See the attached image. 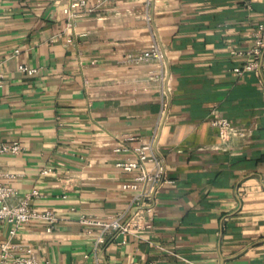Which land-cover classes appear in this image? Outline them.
<instances>
[{
	"label": "crops",
	"instance_id": "1",
	"mask_svg": "<svg viewBox=\"0 0 264 264\" xmlns=\"http://www.w3.org/2000/svg\"><path fill=\"white\" fill-rule=\"evenodd\" d=\"M65 5L0 0V141L21 146L0 156L2 181L15 192L10 205L37 190L32 209L58 219L49 233L33 221L12 238L1 224L0 245L51 264H264V70L232 72L264 22V0H108L70 31ZM154 41L171 74L157 147L169 183L148 229L93 249L77 220L127 207L134 174L115 162L148 143L158 119L154 67L122 62ZM212 111L242 135L221 141ZM127 137L129 151L115 153Z\"/></svg>",
	"mask_w": 264,
	"mask_h": 264
},
{
	"label": "built area",
	"instance_id": "2",
	"mask_svg": "<svg viewBox=\"0 0 264 264\" xmlns=\"http://www.w3.org/2000/svg\"><path fill=\"white\" fill-rule=\"evenodd\" d=\"M65 7L62 11L65 17L64 31L74 28L77 20L94 14L103 9L108 0H95L88 5L86 0H63ZM146 21H150L146 17ZM253 46L245 54V63L241 67L232 70L235 75L251 72L260 75L264 70V22L256 26L253 35ZM126 66L152 65L154 69L150 72L148 80L156 84L160 96L158 119L148 143H142L130 150L131 157L117 160L115 168L124 173H133L134 181L123 188L132 192L127 207L104 220L79 216L77 222L84 229L85 237L92 239L93 249L103 246L113 235H135L149 228L146 214L153 210L158 192L169 183L165 159L157 152L162 129L168 121L171 101V74L168 67L166 50L154 41L144 51L129 53L123 57ZM21 72L31 74L33 71L25 67ZM210 124L217 130L221 141H229L233 137L241 136L239 129L235 128L226 118L220 116L216 111L210 113ZM135 139L127 137L119 141L113 149L115 153L126 152L124 142ZM21 152V146L17 142L4 143L0 141V156H17ZM47 170L41 171L46 175ZM3 178H9L7 174L0 171V225L10 227L8 232L10 238L15 237L17 232L33 221H41L46 224V232H50L58 219L49 211L37 212L32 209L31 201L40 198L37 190L21 198L15 205L8 202L14 196V190L3 183ZM8 242L0 245V264H51L49 262L38 263L33 256L14 257L9 252ZM156 264V263H155Z\"/></svg>",
	"mask_w": 264,
	"mask_h": 264
}]
</instances>
